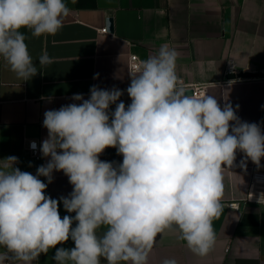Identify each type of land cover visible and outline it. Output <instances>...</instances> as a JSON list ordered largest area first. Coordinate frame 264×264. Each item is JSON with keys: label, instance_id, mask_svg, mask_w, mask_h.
<instances>
[{"label": "clouds", "instance_id": "clouds-1", "mask_svg": "<svg viewBox=\"0 0 264 264\" xmlns=\"http://www.w3.org/2000/svg\"><path fill=\"white\" fill-rule=\"evenodd\" d=\"M70 12L65 0H0V58L18 79L30 80L54 62L44 51L38 68L20 30L55 35ZM178 55L163 44L142 60L126 89L127 106L124 90L93 85L88 99L74 94L80 103L45 111L48 136L39 150L50 159L35 175L14 167L16 156L0 160V264H33L51 249L55 264H101V258L148 264L165 231L178 232L198 256L212 250L213 220L224 210V170L233 167L237 151L245 156L240 167L250 159L259 168L264 132L240 120L239 105L221 107L207 93L186 95ZM30 147L36 150V142ZM106 148H115L122 163L100 160ZM54 171L73 186L59 200L45 194ZM61 202L75 215L61 218ZM69 239L74 247H57Z\"/></svg>", "mask_w": 264, "mask_h": 264}, {"label": "crops", "instance_id": "crops-1", "mask_svg": "<svg viewBox=\"0 0 264 264\" xmlns=\"http://www.w3.org/2000/svg\"><path fill=\"white\" fill-rule=\"evenodd\" d=\"M71 9L55 35L34 37L28 29L26 44L39 68V56L47 51L54 62L30 80L18 79L0 58V160L18 157L14 167L33 175L49 157L32 159L26 144L37 139L41 145L48 130L44 113L80 103L74 94L90 96L93 85L124 90L121 100L131 103L129 57L142 60L167 44L179 53L176 72L190 88L208 84L207 94L223 107L230 102L241 121L258 123L264 132V0H65ZM113 28L107 33L108 19ZM99 74L94 79L95 74ZM115 110V105L110 106ZM100 160L122 163L115 148H106ZM244 153L237 151L234 165L225 169L224 210L213 220L216 241L205 256L192 253L176 231L158 234L148 264H162L174 258L177 264H264V203L248 200L253 168L264 171V157L258 168L250 159L240 167ZM31 163V167L29 164ZM48 184L45 177H39ZM73 191L62 171L53 172L45 194L59 200ZM236 202L239 207H233ZM61 218L74 216L59 204ZM75 224H73V227ZM57 247L72 248L69 239ZM3 249H0L2 251ZM55 249L41 254L33 264H55ZM14 264H22L15 261ZM101 264L107 262L101 258Z\"/></svg>", "mask_w": 264, "mask_h": 264}, {"label": "built area", "instance_id": "built-area-1", "mask_svg": "<svg viewBox=\"0 0 264 264\" xmlns=\"http://www.w3.org/2000/svg\"><path fill=\"white\" fill-rule=\"evenodd\" d=\"M101 32L107 33L108 28L106 26L103 27L101 29ZM141 61L142 59L140 58L138 54L131 53L129 57L130 72L132 73L137 72L140 67ZM190 88L193 90L192 95L194 94L200 95V94L207 93L208 84H205V83L192 84ZM32 141H35L37 144L36 150H33L30 147V144ZM26 148L34 161L39 162L42 159V153L39 150L40 143L37 139L27 140ZM262 194H264V171L253 168L251 172L249 187H248L247 199L258 201ZM260 202L264 203V197H261ZM231 205L233 207H239V204L236 202L231 203Z\"/></svg>", "mask_w": 264, "mask_h": 264}, {"label": "water", "instance_id": "water-1", "mask_svg": "<svg viewBox=\"0 0 264 264\" xmlns=\"http://www.w3.org/2000/svg\"><path fill=\"white\" fill-rule=\"evenodd\" d=\"M112 28H113V20H112V18H109L108 19V29H112ZM185 94L186 95H192L193 90L191 88H189Z\"/></svg>", "mask_w": 264, "mask_h": 264}]
</instances>
